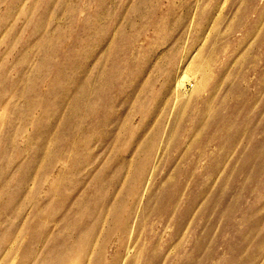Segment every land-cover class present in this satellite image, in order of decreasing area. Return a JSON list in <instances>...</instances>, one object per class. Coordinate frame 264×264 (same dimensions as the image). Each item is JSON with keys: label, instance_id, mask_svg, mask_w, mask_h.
Here are the masks:
<instances>
[{"label": "rangeland", "instance_id": "obj_1", "mask_svg": "<svg viewBox=\"0 0 264 264\" xmlns=\"http://www.w3.org/2000/svg\"><path fill=\"white\" fill-rule=\"evenodd\" d=\"M0 264H264V0H0Z\"/></svg>", "mask_w": 264, "mask_h": 264}, {"label": "bare ground", "instance_id": "obj_2", "mask_svg": "<svg viewBox=\"0 0 264 264\" xmlns=\"http://www.w3.org/2000/svg\"><path fill=\"white\" fill-rule=\"evenodd\" d=\"M180 78V77H179ZM179 84V83H178Z\"/></svg>", "mask_w": 264, "mask_h": 264}]
</instances>
